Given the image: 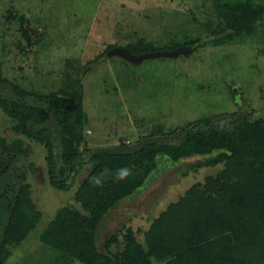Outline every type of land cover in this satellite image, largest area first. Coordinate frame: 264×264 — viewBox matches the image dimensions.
<instances>
[{"label": "rangeland", "instance_id": "rangeland-1", "mask_svg": "<svg viewBox=\"0 0 264 264\" xmlns=\"http://www.w3.org/2000/svg\"><path fill=\"white\" fill-rule=\"evenodd\" d=\"M190 43L194 46L185 55L138 64L108 56L113 48L130 47L140 55ZM0 80L29 93L62 90L76 97L79 108L59 118L66 124L65 137L78 141L84 154L236 112L252 123L264 118V0H0ZM5 90L0 84V92ZM16 126L0 104V147L20 140L27 150L13 168L40 220L20 244L5 247L4 264L67 262L41 235L60 210L83 212L74 195L93 164L86 163L67 188L57 189L49 180L45 146ZM245 136L260 140L257 131ZM260 161L264 166V147ZM130 168L133 177L135 166ZM225 170L224 159L210 156L177 163L159 158L144 184L101 222L100 250L116 236L107 253L120 252L127 230L143 243L154 219L193 188L223 183ZM18 190L17 184L8 188V205ZM6 221L4 215L0 237Z\"/></svg>", "mask_w": 264, "mask_h": 264}, {"label": "trees", "instance_id": "trees-1", "mask_svg": "<svg viewBox=\"0 0 264 264\" xmlns=\"http://www.w3.org/2000/svg\"><path fill=\"white\" fill-rule=\"evenodd\" d=\"M0 84L6 89L0 92V104L12 114L16 129L45 146L53 187L67 188L86 163L93 164L74 195L83 212L60 210L41 235L44 243L68 257L67 262L58 264H264V166L260 161L264 118L250 123L248 115L236 112L219 117L223 123L213 118L198 120L170 135L158 132L133 144L100 147L84 154L78 141L65 137L66 124L59 118L79 108L76 97L62 90L46 95L29 93L5 80ZM80 116L86 122V117ZM254 131L259 141L245 136ZM170 137L176 141H169ZM26 153L20 140L0 147V227L7 215L0 237V264L6 260L5 247L20 244L40 220L27 187L19 184L13 168L15 160ZM192 155L224 159V182L212 181L203 190L193 188L171 204L153 220L143 243L127 230L120 252L107 253L116 236L103 243L102 252L98 232L109 211L144 184L159 158L177 163ZM131 165L135 166L133 177L117 181L105 176L102 186L92 183L105 168L114 173L121 167L131 169ZM12 184L19 190L8 205ZM215 188L218 190L212 194Z\"/></svg>", "mask_w": 264, "mask_h": 264}, {"label": "water", "instance_id": "water-1", "mask_svg": "<svg viewBox=\"0 0 264 264\" xmlns=\"http://www.w3.org/2000/svg\"><path fill=\"white\" fill-rule=\"evenodd\" d=\"M189 51V46H180L171 51H153L136 55L132 53L128 48H113L109 51L108 56H118L132 64H138L141 63L143 60L151 58H172L178 55H185Z\"/></svg>", "mask_w": 264, "mask_h": 264}, {"label": "clouds", "instance_id": "clouds-1", "mask_svg": "<svg viewBox=\"0 0 264 264\" xmlns=\"http://www.w3.org/2000/svg\"><path fill=\"white\" fill-rule=\"evenodd\" d=\"M131 175V170L128 167H121L117 168L116 171L113 173L110 169L105 168L99 176L92 178V183L95 184V186H102L103 178L105 176H112L117 181H123L126 180Z\"/></svg>", "mask_w": 264, "mask_h": 264}]
</instances>
